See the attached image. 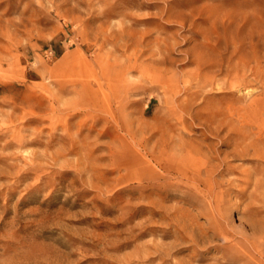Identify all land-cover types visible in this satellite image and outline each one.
Segmentation results:
<instances>
[{"label":"rangeland","instance_id":"obj_1","mask_svg":"<svg viewBox=\"0 0 264 264\" xmlns=\"http://www.w3.org/2000/svg\"><path fill=\"white\" fill-rule=\"evenodd\" d=\"M0 264H264V0H0Z\"/></svg>","mask_w":264,"mask_h":264}]
</instances>
